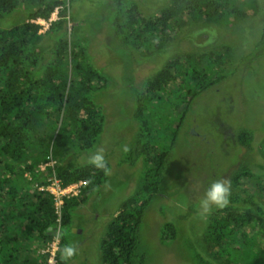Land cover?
Returning a JSON list of instances; mask_svg holds the SVG:
<instances>
[{
  "label": "rangeland",
  "instance_id": "374dc122",
  "mask_svg": "<svg viewBox=\"0 0 264 264\" xmlns=\"http://www.w3.org/2000/svg\"><path fill=\"white\" fill-rule=\"evenodd\" d=\"M45 1L20 0L15 12L0 19V28L22 25L27 13L46 5ZM256 3L257 10L248 9L242 18L233 15L226 24L206 19L188 22L172 32L174 39L165 55L162 49L147 53L141 43L138 47L127 44L126 39L131 38L127 19L135 14V6L137 14L149 16L169 7L171 0H64L60 12L67 8L68 39L85 50L87 63L107 79L106 87L95 91L96 105L104 115L102 134L79 163L87 165L89 155L103 148L111 171L102 186L90 193L81 212L62 227L67 244L79 245L73 258H62L64 264H104L102 243L109 225L123 205L134 199L144 205L140 241L146 264H193L191 246L210 258L204 236L218 209L198 215L200 198L213 180L228 178L232 182L233 173L244 165L255 178H244L241 186L259 195L257 200L264 206V193L259 192L264 186V52L257 44L264 0ZM41 36L45 56L50 58L55 40L47 32ZM223 46L229 52L221 51ZM212 51V58L203 63L199 60ZM187 55L199 70L207 72L211 85L190 89L189 94L188 86L182 90L179 77L175 85L159 92L158 100L146 103L143 94L152 92L147 85L166 62L171 58L184 62ZM193 86L191 83L190 88ZM245 130L253 134L249 148L238 139ZM50 158L57 165L52 148L35 170L42 179L49 177L46 164ZM193 185H199V191ZM169 223L178 235L162 244L160 229ZM257 227L255 222L244 230L249 240L256 238ZM256 241L262 244L258 236ZM34 244L44 264L39 251L42 244ZM255 248L250 251H257Z\"/></svg>",
  "mask_w": 264,
  "mask_h": 264
},
{
  "label": "trees",
  "instance_id": "16d2710c",
  "mask_svg": "<svg viewBox=\"0 0 264 264\" xmlns=\"http://www.w3.org/2000/svg\"><path fill=\"white\" fill-rule=\"evenodd\" d=\"M19 1L0 0V19L15 12ZM256 1L171 0L169 7L149 16L137 14L135 6V14L133 9L129 11L133 14L130 21L127 19L131 38L126 42L137 47L141 43L147 53L162 49L169 55L166 47L174 39L172 32L178 28L202 19L226 24L233 15L242 18L248 9L257 10ZM45 2L46 5L30 10L27 22L22 25L0 28V264H43L34 242L43 246L52 240L50 229L58 225L59 217L53 197L38 189L46 179L35 170L51 148L58 160L56 174L62 184L84 183L80 195L66 200L62 210L56 257L59 264H64L61 251L67 244L62 227L81 212L90 200V193L94 188L99 189L106 178L103 171L89 164L81 165L79 159L94 148L102 134L104 115L96 105L95 91L105 88L107 79L87 63L85 50L68 39L66 7L47 32L55 45L49 50L50 58H46L40 26L29 21L50 18L57 7L64 6V0ZM257 44L264 52V21ZM222 50L229 52L230 48L223 46ZM213 52L201 55L199 60L202 63L209 60ZM188 57L191 55L184 62L174 58L166 62L147 85V91L152 92L143 94L146 103L158 100L159 92L175 85L179 77L183 81L182 90L188 86L189 94L190 89L211 85L207 72L199 70ZM193 94L196 96L198 91ZM238 139L243 147L249 148L253 134L245 130ZM27 173L30 178L26 177ZM244 178H255L245 165L231 176L235 192L231 193L228 206L218 209L206 230L204 240L210 258L191 246L193 264H264V206L257 200L259 195L241 186ZM259 192L263 195L264 186ZM144 218V205L139 206L137 199L123 205L102 243L104 264H146L140 241V234L144 235L141 232ZM255 222L261 245L256 241L257 236L251 241L244 232ZM177 235L173 223L160 229L162 244L174 241ZM253 247L257 251H250Z\"/></svg>",
  "mask_w": 264,
  "mask_h": 264
},
{
  "label": "built area",
  "instance_id": "2783aa9c",
  "mask_svg": "<svg viewBox=\"0 0 264 264\" xmlns=\"http://www.w3.org/2000/svg\"><path fill=\"white\" fill-rule=\"evenodd\" d=\"M60 8L61 7H57L54 13L48 19L39 18L36 20H32L33 24L40 26V30H39L40 35L48 32L51 29L52 25L59 20ZM47 166L50 167L49 168L50 170H48L49 177L48 179H46V182L38 186V189L41 192L48 193L53 197L56 213L59 217L58 218L59 223L58 225L55 226L53 230L54 232H56L54 238L52 237V240L45 243L40 248L39 251L41 252V256L45 260L44 264H59L56 257L60 246V240L58 238V234L60 233L61 230L62 210L64 208V204L66 200L76 198L80 195L81 187L84 185V183L79 182L69 186H64L61 180L57 177L56 162L53 158H50L49 163L46 164V167Z\"/></svg>",
  "mask_w": 264,
  "mask_h": 264
},
{
  "label": "clouds",
  "instance_id": "9594fccd",
  "mask_svg": "<svg viewBox=\"0 0 264 264\" xmlns=\"http://www.w3.org/2000/svg\"><path fill=\"white\" fill-rule=\"evenodd\" d=\"M127 152L129 149L124 146L123 149ZM88 164L104 172V174L111 175L108 162L105 159L104 149L98 148L88 157ZM194 191H199V185L192 186ZM231 196V180L228 178H220L213 180L205 189L203 196L200 198L197 214L205 216L210 214L213 207L216 209H223L228 206ZM79 245L75 242H70L64 245L61 255L65 260L73 258L78 252Z\"/></svg>",
  "mask_w": 264,
  "mask_h": 264
},
{
  "label": "water",
  "instance_id": "95a60500",
  "mask_svg": "<svg viewBox=\"0 0 264 264\" xmlns=\"http://www.w3.org/2000/svg\"><path fill=\"white\" fill-rule=\"evenodd\" d=\"M53 230H54V228L50 229V235H55L56 234V232H54Z\"/></svg>",
  "mask_w": 264,
  "mask_h": 264
},
{
  "label": "crops",
  "instance_id": "0c3cea01",
  "mask_svg": "<svg viewBox=\"0 0 264 264\" xmlns=\"http://www.w3.org/2000/svg\"><path fill=\"white\" fill-rule=\"evenodd\" d=\"M142 13V12H141ZM143 14V13H142Z\"/></svg>",
  "mask_w": 264,
  "mask_h": 264
}]
</instances>
